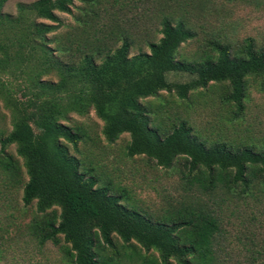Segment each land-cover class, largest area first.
Returning a JSON list of instances; mask_svg holds the SVG:
<instances>
[{
  "label": "trees",
  "instance_id": "obj_1",
  "mask_svg": "<svg viewBox=\"0 0 264 264\" xmlns=\"http://www.w3.org/2000/svg\"><path fill=\"white\" fill-rule=\"evenodd\" d=\"M74 1L84 3L78 27L89 36L101 23L88 8L90 0L17 2L14 14L4 12L0 0V100L11 115V130L0 137V157L10 173L18 167L6 148L14 145L22 158L27 179L21 200L23 205L35 201L39 214L31 222L32 234L39 243L59 244L62 237L72 264H221L220 218L208 203L196 198L159 214L140 209L125 189L100 179L74 153L88 136L65 121L70 113L93 110L103 121L106 142L128 133L127 157L142 155L166 169L182 162L183 178L202 193L264 190V146L202 139L185 119L161 126L141 101L160 91L184 100L190 91L225 83L223 100L239 118L248 78L264 82V44L248 37L234 49L213 41L200 60L180 59L179 46L195 32L183 19L168 16L161 20V37L148 42V51L132 55L124 35L118 45L101 44L94 36L93 41L85 35L50 37L56 24L42 20L58 23L56 11L71 13ZM170 72L190 78L169 80ZM32 122L40 129L38 137ZM115 236L127 249L119 248Z\"/></svg>",
  "mask_w": 264,
  "mask_h": 264
},
{
  "label": "rangeland",
  "instance_id": "obj_2",
  "mask_svg": "<svg viewBox=\"0 0 264 264\" xmlns=\"http://www.w3.org/2000/svg\"><path fill=\"white\" fill-rule=\"evenodd\" d=\"M32 1L4 0L2 10L14 14L17 2ZM82 5L83 2L74 1L71 13L56 11L58 23L42 20L56 24L48 35L57 40H64L67 34L70 38L77 37L76 40L83 37L85 34L78 27L82 22L78 20L82 17L79 8ZM88 8L95 10L101 23L98 27L95 24L89 36L86 34L83 38L93 41L96 37L99 38L96 42L101 44L118 45L119 37L124 35L131 41L130 55L148 51V42L161 37V20L165 16L183 19L195 32L194 38L179 46L180 59L200 60L213 41L228 42L234 49L240 48L248 37L258 46L264 44V0H90ZM167 78L185 81L190 75L170 72ZM225 88V83L213 82L207 88L190 91L184 100L174 93L160 91L157 96L141 101L151 111L152 121L161 126L168 128L177 120L185 119L202 139L263 147L264 82L261 78H248L244 111L239 118L234 117L233 105L223 100ZM65 123L80 127L88 136V140L79 142V152H74L70 145L69 150L92 167L100 179L125 189L140 209L159 214L200 198L220 218L216 251L221 264H264V190L254 188L249 193L234 195L221 190L202 193L183 178L182 162L166 169L142 155L127 157L124 151L128 133H122L112 143L106 142L101 132L103 121L93 110L85 115L70 113ZM32 125L38 137L40 129L34 122ZM10 130L11 115L0 100V137ZM6 152L18 168L10 173L3 168L5 160L0 157V264H72L63 249L62 237L59 244L39 243L32 234L31 222L39 214L35 201L23 205L21 200L22 185L27 179L23 161L16 155L14 145H9ZM115 240L121 250L127 249L121 247L116 236ZM135 249L139 250L137 246ZM121 264H138V261Z\"/></svg>",
  "mask_w": 264,
  "mask_h": 264
}]
</instances>
